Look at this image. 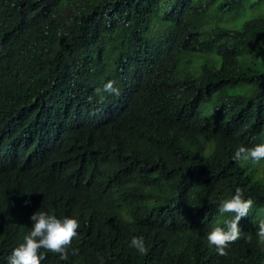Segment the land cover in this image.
Instances as JSON below:
<instances>
[{"label":"trees","instance_id":"obj_1","mask_svg":"<svg viewBox=\"0 0 264 264\" xmlns=\"http://www.w3.org/2000/svg\"><path fill=\"white\" fill-rule=\"evenodd\" d=\"M166 39L171 59L155 67L159 85L135 106H147L151 116L136 118V153L119 159L136 156L132 169L116 180V194L96 200V218L80 224L68 260L53 256L43 264H264L256 236L264 160L252 168L232 159L237 146L264 142V0H0V119L14 121L13 151L4 155L22 167L40 154L46 159V144L41 150L38 143L44 123L54 125L61 109L83 111L106 81L120 80L117 66L147 61ZM169 147L184 150L171 165L191 178L171 175V186L165 178L155 186L172 191L164 197L148 177ZM41 178H0V226L26 227L46 208L62 215L48 197L17 202L14 184ZM214 179L254 201L239 221L247 227L240 241L251 249L236 248L240 258L230 246L223 257L206 239V222L219 217L203 198ZM132 236L144 237L146 254L129 247Z\"/></svg>","mask_w":264,"mask_h":264},{"label":"clouds","instance_id":"obj_2","mask_svg":"<svg viewBox=\"0 0 264 264\" xmlns=\"http://www.w3.org/2000/svg\"><path fill=\"white\" fill-rule=\"evenodd\" d=\"M154 28L162 31L158 25ZM168 43L169 39H166L152 46L147 61H127L117 66L120 80L106 81L83 111L61 109L55 112L58 121L54 125L44 123L48 129L38 142L41 150H44L43 143L46 144V159L40 154L26 161L22 167L6 157L4 154L13 151L9 148L12 144L9 132L14 121L10 115L0 119V178L12 180L42 176L37 184L31 179L14 184L13 193L20 197L17 202L31 203L41 195L48 197V201L57 200L58 208L62 211L61 216L47 208V211H35L28 217L26 227L0 226V264H43L48 257L53 256L62 261L68 260V248L74 242V237L78 236L80 224H91L96 218V200L116 194L120 190L115 184L116 180H121L132 169L136 156L119 159L136 153L130 144L136 118L151 116V110L147 106H135L142 100H149L158 87L159 78L155 76V67L171 59ZM9 51L21 54L16 50ZM171 86L172 89L176 87ZM133 110H136L135 114ZM18 126L21 127L19 121ZM150 131L149 123L142 130L143 140ZM258 134L262 138L263 135ZM3 142L7 143V152L1 150ZM182 151L181 148L169 147L160 156L155 173L148 177L152 190L157 194L164 197L172 194V191L155 188L165 178L170 184L171 175L191 178L190 172L171 165ZM232 159L252 168L258 166L257 162L264 160L263 139L255 145L237 146ZM203 198L212 204V211L219 216H212L206 222L208 244L215 246L216 252L223 257L229 246L238 258L242 254L239 250L250 251L247 244L240 241L247 234V227L239 226V221L248 216L254 201L250 197L245 199L239 187L234 189V186H225L215 179ZM223 219L226 220V227L214 228ZM256 236L258 244L264 245V219L259 221ZM129 247L135 248L140 254L148 251L143 236H132ZM76 251L72 249L73 254Z\"/></svg>","mask_w":264,"mask_h":264}]
</instances>
